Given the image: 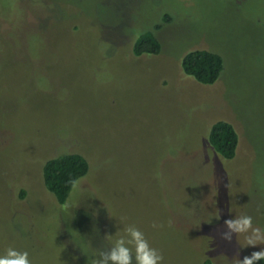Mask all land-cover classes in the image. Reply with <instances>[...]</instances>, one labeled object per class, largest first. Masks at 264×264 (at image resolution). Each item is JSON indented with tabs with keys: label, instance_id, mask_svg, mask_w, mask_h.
I'll return each instance as SVG.
<instances>
[{
	"label": "rangeland",
	"instance_id": "374dc122",
	"mask_svg": "<svg viewBox=\"0 0 264 264\" xmlns=\"http://www.w3.org/2000/svg\"><path fill=\"white\" fill-rule=\"evenodd\" d=\"M148 30L160 53L136 57ZM195 50L222 57L215 84L183 72ZM65 154L89 168L61 206L42 168ZM243 215L264 231V0H0V256L94 264L134 225L162 264H240L264 249L222 239Z\"/></svg>",
	"mask_w": 264,
	"mask_h": 264
},
{
	"label": "trees",
	"instance_id": "16d2710c",
	"mask_svg": "<svg viewBox=\"0 0 264 264\" xmlns=\"http://www.w3.org/2000/svg\"><path fill=\"white\" fill-rule=\"evenodd\" d=\"M169 22L165 16L163 23ZM162 24H156L153 30H159ZM148 30L139 34L132 47L134 56H156L160 53L161 45L154 31ZM185 75L193 78L201 85H213L223 71V59L220 55L206 51L195 50L188 52L181 61ZM209 145L226 160L236 156L239 137L234 126L227 121H217L212 124L208 133ZM86 160L78 154H65L47 160L42 168L43 182L46 188L55 196L57 203L65 205L69 194L76 182L88 172ZM25 193L22 191L20 198ZM264 264V260L257 262Z\"/></svg>",
	"mask_w": 264,
	"mask_h": 264
},
{
	"label": "clouds",
	"instance_id": "9594fccd",
	"mask_svg": "<svg viewBox=\"0 0 264 264\" xmlns=\"http://www.w3.org/2000/svg\"><path fill=\"white\" fill-rule=\"evenodd\" d=\"M224 226L226 231L221 234V237L226 241H231L234 234H247L248 246L256 247L258 243L264 242V231L253 227L251 216L243 215L235 219H226ZM125 232L127 238L117 239L108 251L100 252L94 264H133V261L135 264H162L164 259L162 253L150 246L142 231L130 225ZM105 238L110 240L111 235H105ZM261 260H264V249L245 256L240 264H257ZM0 264H31V260L27 251L9 247L6 249V254L0 256Z\"/></svg>",
	"mask_w": 264,
	"mask_h": 264
}]
</instances>
